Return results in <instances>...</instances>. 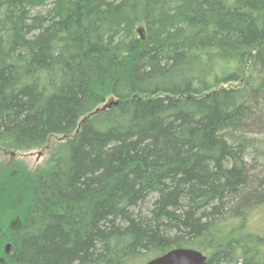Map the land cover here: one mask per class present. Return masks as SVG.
<instances>
[{
    "label": "trees",
    "instance_id": "trees-1",
    "mask_svg": "<svg viewBox=\"0 0 264 264\" xmlns=\"http://www.w3.org/2000/svg\"><path fill=\"white\" fill-rule=\"evenodd\" d=\"M0 147V264H264V0H0Z\"/></svg>",
    "mask_w": 264,
    "mask_h": 264
},
{
    "label": "rangeland",
    "instance_id": "rangeland-1",
    "mask_svg": "<svg viewBox=\"0 0 264 264\" xmlns=\"http://www.w3.org/2000/svg\"><path fill=\"white\" fill-rule=\"evenodd\" d=\"M257 128L259 129L254 130L252 132H248L249 137H254L255 139H257L263 136V135L259 136L260 126ZM41 154L42 152L38 151L37 149H33L28 152L20 151L11 154L7 152L4 148L0 147V170L9 172L10 170L6 169L7 165H10V167L11 166L17 167L19 165L22 167H30V168H34L37 165H42L45 162V156ZM248 160L250 161V159ZM258 162H259L258 166H261V164L263 163V161L259 159ZM258 169L252 170L251 174L252 175L259 174V176H263L264 174H262V169L259 170ZM250 226L251 228L257 230V233L259 232L264 236V207L257 209L256 211L253 212L250 219ZM251 228L249 227V230H251ZM144 262H145L144 260L139 259V261H137V264H143Z\"/></svg>",
    "mask_w": 264,
    "mask_h": 264
},
{
    "label": "water",
    "instance_id": "water-1",
    "mask_svg": "<svg viewBox=\"0 0 264 264\" xmlns=\"http://www.w3.org/2000/svg\"><path fill=\"white\" fill-rule=\"evenodd\" d=\"M146 264H206V257L197 250L174 249Z\"/></svg>",
    "mask_w": 264,
    "mask_h": 264
}]
</instances>
